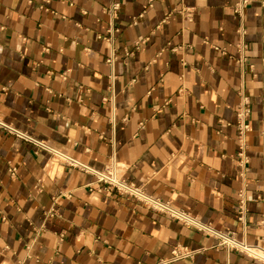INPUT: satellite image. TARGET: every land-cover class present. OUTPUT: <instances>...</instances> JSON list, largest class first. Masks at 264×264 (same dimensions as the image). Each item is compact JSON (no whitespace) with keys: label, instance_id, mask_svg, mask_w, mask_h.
<instances>
[{"label":"crops","instance_id":"obj_1","mask_svg":"<svg viewBox=\"0 0 264 264\" xmlns=\"http://www.w3.org/2000/svg\"><path fill=\"white\" fill-rule=\"evenodd\" d=\"M0 119L264 249V0H0ZM218 242L0 126V264H264Z\"/></svg>","mask_w":264,"mask_h":264},{"label":"built area","instance_id":"obj_2","mask_svg":"<svg viewBox=\"0 0 264 264\" xmlns=\"http://www.w3.org/2000/svg\"><path fill=\"white\" fill-rule=\"evenodd\" d=\"M252 0H241L242 4H248ZM117 6V5H116ZM248 45L247 43H240L239 48L242 53L247 49ZM218 48V47H217ZM247 59V57L242 54V56L239 58L240 61H243ZM111 60V59H109ZM249 109L247 107H241L238 112V142L241 151H243L247 145L246 141V135L248 130L250 129V123L248 121L249 118ZM0 126L4 127L8 131L15 133L26 140H30L34 142L38 147L40 148H46L56 155L64 158L67 162L78 165L79 167L93 172L98 181L103 182L108 188L110 189H117L120 192L126 193L128 195L134 196L141 201L145 202L146 204L150 205L153 208L159 209L161 211H164L171 216L180 219L188 226L196 227L199 230H202L218 239V243L221 246L227 247V248H235L242 252H245L249 255H251L254 258L260 259L264 261V249L260 248L256 245H252L250 243H247L246 241H243L241 239H238L234 232L229 231H223L221 229H218L214 227L211 223L206 222L202 219H200L198 216L192 214L189 210L178 208L172 205L169 201L163 200L162 198L153 195L151 193H148L143 187L139 185H135L131 182H129L127 179L120 177L116 175L113 171L109 169L105 170H98L95 169L89 165H86L77 159H74L70 157L69 155L51 147L48 143H46L44 140L38 139L34 137L33 135L27 133L26 131H22L21 129L6 123L0 119ZM15 172V167L12 168V173ZM239 220L244 222L246 219V212H247V206L245 203V199L243 196H241L239 201ZM194 254V250L189 248L186 245L178 244L173 247L172 249V256L169 259L164 260L165 262L173 261L176 259L184 258V257H191Z\"/></svg>","mask_w":264,"mask_h":264}]
</instances>
